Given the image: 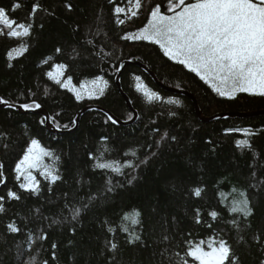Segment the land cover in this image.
Returning <instances> with one entry per match:
<instances>
[{
    "label": "trees",
    "instance_id": "obj_1",
    "mask_svg": "<svg viewBox=\"0 0 264 264\" xmlns=\"http://www.w3.org/2000/svg\"><path fill=\"white\" fill-rule=\"evenodd\" d=\"M12 2L0 0V6L9 7ZM39 2L44 10L35 17L31 37L25 38L30 44L28 52L10 61L8 51L21 41L0 36V97L16 104L35 100L48 110L50 118L55 117L54 125L58 123L63 131L73 128L75 115L88 104L103 106L118 119L130 120L129 116L133 114L115 84L117 68L124 60L141 62L152 69L164 85L193 93L205 116L264 110L262 96L238 93L235 99L220 97L195 73L165 57L159 46L120 39L126 32H134L146 23L151 6L161 3L163 8L167 0H151V4L142 0L145 6L140 15L124 25L116 22L113 8L117 3L127 7V0H114L113 3L109 0ZM22 3L24 6L14 14L19 20L26 19L33 0H22ZM67 4L72 5L71 10ZM58 46L63 48V54L55 53ZM73 49L79 55L73 56ZM48 56L53 59L42 64ZM55 63L69 65L65 79L71 75L75 86L102 75L109 81L105 95L76 100L73 92L60 87L46 75L54 71ZM137 76L163 99L148 102L143 93L136 90ZM121 85L138 112L137 120L126 126L106 124L103 112L90 110L80 116L78 126L73 130L53 134L40 123L43 116L0 107V163L4 165L7 178L6 185H0V195H6L12 189L21 196L19 201L6 199V211L0 213V264H24L30 258H34L36 264L45 260L48 264H109L113 254L105 248L106 240L118 245L113 264H162V261L168 264L161 256L165 247L169 248L170 254H182L179 245L185 237L206 241L217 234L234 243L240 264H259L264 259V252L253 243L252 236L256 231L264 230V114L203 121L197 116L189 97L160 88L135 65L124 67ZM170 98L180 103L168 104ZM170 112L176 115L172 116ZM245 128L252 130L254 135L249 137L242 131H225ZM156 129L160 133L168 131L177 139L162 144L159 149L153 147L151 151L158 154L146 165L135 171L125 169V175L93 169L89 153L99 155L105 147L109 149L104 152L105 160L123 163L127 159H143L149 152L147 146L160 138ZM101 137L108 139L104 141ZM32 138L39 139L43 146L61 158V181L50 185L34 172L41 182L38 195L20 189L23 178L17 181L14 171ZM239 139H249L251 147H238L236 140ZM130 149L136 150L137 157L131 156ZM126 152L128 156L124 155ZM46 162L52 163L51 158H46ZM130 175L137 177L132 184L127 183ZM109 177L113 184L123 187L109 193L106 202L97 201L76 221L71 220L67 209L60 212L66 202L65 193L68 194L67 202L78 204L89 191L102 189ZM78 181L86 183L81 186ZM197 186L205 189L201 198L189 195V190ZM233 189L237 191L233 192ZM240 191H246L254 214L248 220L251 227L238 233L227 221L237 216L229 213L228 207L234 197L239 198ZM221 192L227 197L223 203ZM196 207L201 208L204 224L197 225L193 220ZM133 208L141 212V225L132 226L141 241L134 244L128 242V233L117 227L123 212ZM212 209L220 213L216 221L207 216ZM53 219L61 222L52 223ZM106 219L117 227L115 233L106 231L103 223ZM10 222H15L21 231L9 232L7 224ZM207 224H212L213 228L209 229ZM41 230L47 234V239L37 238ZM29 232L32 233L31 240ZM164 234L173 238L171 244L161 243ZM240 235L246 243L237 242ZM53 244H56L55 249ZM18 252L22 254L18 255Z\"/></svg>",
    "mask_w": 264,
    "mask_h": 264
},
{
    "label": "snow or ice",
    "instance_id": "obj_2",
    "mask_svg": "<svg viewBox=\"0 0 264 264\" xmlns=\"http://www.w3.org/2000/svg\"><path fill=\"white\" fill-rule=\"evenodd\" d=\"M113 3L114 0H109ZM151 4V0H148ZM127 7L116 4L113 13L116 22L124 25L127 21L137 18L141 9L144 8L142 0H127ZM22 0H13L9 7L0 6V36L21 41L16 47L11 48L7 56L9 60L23 56L28 52L30 44L25 38L31 37L34 29L35 17L38 12L44 10L39 0H33L31 10L27 14L26 19L19 20L14 14L18 9L23 7ZM66 7L71 10L72 5L67 4ZM54 15V13H49ZM123 15L124 18H121ZM99 20L100 17L98 16ZM43 28V24L40 25ZM125 41H146L159 46L163 55L169 60L184 66L190 72L195 73L200 80L207 84L212 91L220 97H228L235 99L238 93H248L264 97V0H167L166 5L162 8L161 3H156L150 7L148 11L146 23L136 29L134 32H126L120 37ZM91 43V41H89ZM56 54H63L62 47L55 48ZM72 55H79L76 49L72 50ZM53 59L48 56L41 61L42 64H48ZM9 63V67H11ZM123 67V64L120 65ZM54 71H49L46 75L62 88L68 89L75 94L76 100H82L85 96L89 99L99 98L105 95V89L108 87L109 81L102 75L97 76L90 82L81 83L79 88L73 84V77L68 75L65 79V72L69 68L66 63H55ZM119 71V68H117ZM136 90L142 92L148 102L162 100V96L146 85L143 84L139 76L135 77ZM90 84V86H89ZM168 104H179V100L168 99ZM0 105L8 108L19 107L25 111L39 109L41 105L35 100L17 105L4 97H0ZM175 116V112L169 113ZM105 123L112 125L119 124V120L109 113H105ZM133 117L130 115L129 119ZM55 122V117H51ZM46 119L40 121L41 124L46 123ZM75 124L76 122L73 121ZM56 127L60 125L57 123ZM65 128L68 125H64ZM227 133L233 131H242L246 136H252L254 133L250 129H226ZM159 135V140H155L153 144H149V152L145 154L143 159L137 157V152L130 149L132 157L137 160L127 159L123 163L119 160L103 159L104 152L109 151L106 147L104 151H100L99 155L89 153V158L93 161V169L110 170L118 175H125V169L135 171L142 165H146L152 157L158 153L151 151L153 147L159 149L162 144L175 141L177 138L170 135L168 131L160 133L159 129L155 130ZM107 141V137H101ZM211 143V141H208ZM238 147H251L249 139L236 140ZM6 148L7 145H4ZM128 156L126 152L124 154ZM46 158H51L52 163H47ZM58 156L52 149L42 145L41 141L32 138L24 151L22 157L15 164L16 180L21 177L23 182L19 183V188L32 194L38 195L41 192V182L37 179L34 172H38L40 176L49 181V184H55L61 181ZM138 161V162H137ZM4 165L0 163V185H6L7 178L3 171ZM255 176V173H253ZM137 177L130 175L127 180L128 184H132ZM83 186L84 181H78ZM264 183V182H262ZM255 186V185H254ZM117 187L123 185L113 184L109 177L102 189L96 192L89 191L84 197L80 198V202H67V193L64 194L66 202L64 208L60 209L63 213L67 209L70 213L71 220L76 221L81 214L94 206L97 201L106 202L108 194L115 191ZM49 187V191H51ZM205 189L202 186L193 187L189 190V195L195 198H201ZM233 189V192H236ZM223 198L221 203L227 197L223 192L219 193ZM21 199L17 191L9 189L6 195H0V213L6 211L5 201ZM37 213L40 209L35 210ZM229 213L237 214L231 220L227 221L238 233L245 231L251 227L248 223L250 217L253 216L254 210L246 191L239 192V198H233L228 207ZM207 216L212 221H216L220 217V213L215 209L207 212ZM242 218V219H240ZM68 219V217H64ZM193 220L195 224H204L201 208L196 207L193 210ZM121 224L117 227L120 231L128 233V242L136 243L141 241V236L134 227L141 225V212L133 208L130 211H124L120 216ZM60 220L53 219L52 223H60ZM104 226L108 233H115L117 227H113L109 220H105ZM209 229L213 228L212 224L206 225ZM7 230L11 233H18L21 229L15 222L7 224ZM73 232L75 228L72 229ZM40 240L47 239V234L41 230ZM32 239V233L29 232V240ZM253 243L257 244L264 252V230L256 231L252 236ZM173 238L167 234L162 235L161 243L171 244ZM237 242H244V236H238ZM181 252H172L165 247L161 256L164 257L168 264H240V257L237 255L233 242L226 240L222 235H213L206 241H192L186 237L180 243ZM56 248V244L52 245ZM105 248L112 252V258L109 264L115 261V254L118 249L117 243L106 240ZM22 253L18 252V255ZM55 258V253H53ZM24 264H36L34 258L25 261ZM41 264H48V261H42ZM163 264V261H162ZM259 264H264L261 259Z\"/></svg>",
    "mask_w": 264,
    "mask_h": 264
},
{
    "label": "water",
    "instance_id": "obj_3",
    "mask_svg": "<svg viewBox=\"0 0 264 264\" xmlns=\"http://www.w3.org/2000/svg\"><path fill=\"white\" fill-rule=\"evenodd\" d=\"M123 64V67H120V65ZM119 65V71H117V74L115 76V84L117 86V89L120 93V95L122 96V98L124 99L125 103L127 104L128 108L131 110L132 114H133V118L130 119V120H121V119H118L115 115H113L108 109L104 108L103 106H99V105H96V104H88L87 106H85L84 108H82L79 112H77V114L75 115V125L73 126V128H71L70 130H62V129H59L57 128L52 119L50 118V113L48 112V110L44 109L42 106L39 108V109H34V110H30V111H25L23 109H20L19 107H16V108H11V109H14L20 113H34V114H39L41 116H43L44 119L47 120L46 123H44V126L46 127V129L53 133V134H61L65 131H71L73 130L74 128H76L78 126V123H79V119H80V116L87 112V111H90V110H99L101 112H103L104 114L105 113H109L111 115H113L115 118H117L119 120V124L117 125H122V126H126V125H130L132 124L133 122H135L138 118V112L137 110L132 106V103H131V99L130 97L124 92V90L122 89V85H121V73L124 69L125 66L127 65H135V66H138L140 67L146 74H148L151 79L154 81V83H156L160 88L164 89V90H167L169 92H173V93H178V94H181V95H185L187 97H189L194 105V109H195V112L197 114V116L203 120V121H210V120H219V119H223V118H244V117H250V116H255V115H260V114H264V110H260V111H251V112H223V113H216L212 116H205L199 106H198V103H197V99L196 97L193 95V93L187 91V90H182V89H179V88H174V87H170V86H167V85H164L163 83H161L156 74L154 73V71L152 69H150L147 65L141 63V62H138V61H131V60H124L120 63ZM19 105V104H17ZM0 107L2 108H8L4 105H0Z\"/></svg>",
    "mask_w": 264,
    "mask_h": 264
},
{
    "label": "rangeland",
    "instance_id": "obj_4",
    "mask_svg": "<svg viewBox=\"0 0 264 264\" xmlns=\"http://www.w3.org/2000/svg\"><path fill=\"white\" fill-rule=\"evenodd\" d=\"M89 86H90V84H89ZM77 88H79V86H76ZM85 97H87V96H85ZM88 98V97H87Z\"/></svg>",
    "mask_w": 264,
    "mask_h": 264
}]
</instances>
